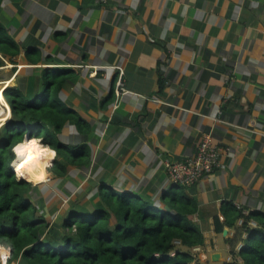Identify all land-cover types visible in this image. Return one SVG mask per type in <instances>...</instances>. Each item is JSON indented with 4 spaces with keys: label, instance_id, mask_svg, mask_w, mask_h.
<instances>
[{
    "label": "crops",
    "instance_id": "obj_1",
    "mask_svg": "<svg viewBox=\"0 0 264 264\" xmlns=\"http://www.w3.org/2000/svg\"><path fill=\"white\" fill-rule=\"evenodd\" d=\"M0 25L17 48L0 54L1 95L14 87L67 112L59 130L52 116L25 133L85 150L57 153L47 180L30 183L45 231L103 207L106 191L161 208L180 185L204 236L191 264L230 260L240 224L215 231L222 205L264 214V0H0ZM119 68L127 92L114 105ZM206 137L217 165L193 185L173 182L164 161Z\"/></svg>",
    "mask_w": 264,
    "mask_h": 264
},
{
    "label": "trees",
    "instance_id": "obj_2",
    "mask_svg": "<svg viewBox=\"0 0 264 264\" xmlns=\"http://www.w3.org/2000/svg\"><path fill=\"white\" fill-rule=\"evenodd\" d=\"M16 52V46L0 25V54L11 57ZM2 95L10 107L11 118L3 124L4 134L0 137V245H11L10 260L19 258L22 264H191L194 261L191 249L203 245L204 236L193 220L196 206L182 195L180 185L169 197H163L161 208L126 194L106 191L103 207L89 214L70 215L63 220L60 232L55 227L45 231L46 222L36 215L27 200L30 182L18 179L11 169L15 157L10 148L24 138V123L52 122L53 116L59 119L53 121L59 130L67 112L48 98L41 103L26 101L14 87L7 86ZM32 132L31 137H40ZM40 138L41 143L53 144L47 131ZM54 146L64 160L85 151L83 147ZM221 213L223 222L214 220L216 232H221L224 225L235 227L236 221L242 219L233 237L226 239L231 259L222 264H264V214H244L227 204L222 205ZM251 220L255 227L248 224ZM243 232L247 237L237 252L241 258L238 262L234 246L242 240Z\"/></svg>",
    "mask_w": 264,
    "mask_h": 264
},
{
    "label": "built area",
    "instance_id": "obj_3",
    "mask_svg": "<svg viewBox=\"0 0 264 264\" xmlns=\"http://www.w3.org/2000/svg\"><path fill=\"white\" fill-rule=\"evenodd\" d=\"M127 92L123 82V70L119 68L117 78L114 85V105L119 102L120 97ZM218 149L213 147L206 137L203 139L197 150L187 158L180 161L165 160L164 166L170 179L181 185H193L200 179L208 175L217 165ZM12 167V163H11ZM242 223V219H238V224ZM250 225L255 226L253 221H249ZM243 243L236 245L237 250H241ZM199 246H194L192 252L199 251Z\"/></svg>",
    "mask_w": 264,
    "mask_h": 264
},
{
    "label": "clouds",
    "instance_id": "obj_4",
    "mask_svg": "<svg viewBox=\"0 0 264 264\" xmlns=\"http://www.w3.org/2000/svg\"><path fill=\"white\" fill-rule=\"evenodd\" d=\"M8 118H11L10 111ZM3 122L0 120V127H2ZM71 127L74 128L75 125H71ZM10 151L15 157L11 163L17 178H24L34 185L47 180L49 175L47 169L52 167L51 162L57 157L56 148L41 143L40 137H24L13 143ZM17 161L19 162L17 163ZM4 248L7 250L0 251V264H8V259L11 255V245H0V249Z\"/></svg>",
    "mask_w": 264,
    "mask_h": 264
},
{
    "label": "bare ground",
    "instance_id": "obj_5",
    "mask_svg": "<svg viewBox=\"0 0 264 264\" xmlns=\"http://www.w3.org/2000/svg\"><path fill=\"white\" fill-rule=\"evenodd\" d=\"M1 92V91H0ZM5 107H6V103L4 102V100H3V97H2V95H1V93H0V117H5L6 116V114L8 113V112H5L4 113V111H5ZM6 111H8V110H6ZM1 119V118H0ZM4 119V118H3ZM19 161H17V163H18ZM12 169L14 170V167L12 166Z\"/></svg>",
    "mask_w": 264,
    "mask_h": 264
},
{
    "label": "rangeland",
    "instance_id": "obj_6",
    "mask_svg": "<svg viewBox=\"0 0 264 264\" xmlns=\"http://www.w3.org/2000/svg\"><path fill=\"white\" fill-rule=\"evenodd\" d=\"M0 77H1V74H0ZM7 112V111H4V113ZM1 119L0 120H3L4 116L3 117H0ZM4 121V120H3ZM25 130H24V134H25ZM3 134H4V129L3 127H0V137H3ZM11 165V164H10ZM12 169V168H11ZM13 170V169H12ZM14 171V170H13ZM15 173V171H14Z\"/></svg>",
    "mask_w": 264,
    "mask_h": 264
},
{
    "label": "water",
    "instance_id": "obj_7",
    "mask_svg": "<svg viewBox=\"0 0 264 264\" xmlns=\"http://www.w3.org/2000/svg\"><path fill=\"white\" fill-rule=\"evenodd\" d=\"M31 136H32V134L29 131H27V133H25V135H24V137H27V138H30ZM212 258L214 259V256Z\"/></svg>",
    "mask_w": 264,
    "mask_h": 264
}]
</instances>
